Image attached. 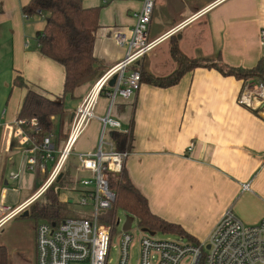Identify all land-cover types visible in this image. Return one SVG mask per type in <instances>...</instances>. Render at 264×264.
Returning <instances> with one entry per match:
<instances>
[{
  "label": "crops",
  "instance_id": "crops-1",
  "mask_svg": "<svg viewBox=\"0 0 264 264\" xmlns=\"http://www.w3.org/2000/svg\"><path fill=\"white\" fill-rule=\"evenodd\" d=\"M28 1L0 0V199L11 208L27 201L41 187L54 163L49 161V171L46 165L40 170L36 156L35 171L28 170L23 147L13 135L19 108L27 90L54 100L62 95L64 82L63 67L38 50L40 32L30 29L29 18L22 13ZM81 1L86 8H99L93 55L100 70L95 80L125 58L126 48L116 44L114 35L123 33L129 39L133 13L141 9L142 0ZM213 1L155 0L149 40L183 23L173 37L185 57L197 61L219 57L225 68L256 67L261 63L259 32L264 29V0H222L208 7ZM170 37L161 39L128 71L138 68L153 77L171 74L175 63L169 54ZM17 74L26 88L12 87ZM94 80L64 100L67 133L74 110ZM243 86L244 81L233 76L198 67L168 88L140 83L130 99L117 98L111 112L120 125L118 131L131 132L124 165L131 183L147 199L151 213L179 225L196 242L207 240L228 209L247 226L264 218V118L238 104ZM107 105V97L101 95L95 115H105ZM99 132V121H90L69 156L79 162L78 154L95 151ZM51 136L56 159L65 141ZM12 172L19 173V180L9 179ZM38 172L43 183L36 189L33 178ZM80 179H75L77 187ZM244 184H249V190L242 191ZM78 188L79 194L83 188Z\"/></svg>",
  "mask_w": 264,
  "mask_h": 264
},
{
  "label": "built area",
  "instance_id": "built-area-1",
  "mask_svg": "<svg viewBox=\"0 0 264 264\" xmlns=\"http://www.w3.org/2000/svg\"><path fill=\"white\" fill-rule=\"evenodd\" d=\"M154 1L142 0L141 9L133 13L134 24L129 39H126L123 33L114 35L116 44L126 48L125 58L95 79L74 110L66 140L56 159L53 156L51 135L37 142L34 139L37 128L34 127L33 121L27 123L16 120L14 123L13 135L19 146L23 147L28 170L35 171L38 164L36 156L39 157L40 170L45 169L47 162L54 163L44 183L27 201L11 208L0 199V223L23 213L42 197L50 185L57 182L75 142L90 121L97 119L100 123L96 150L77 155L80 171L91 174L90 177L78 181L83 191L79 193L77 204L80 207H88L89 215L65 218L59 224L40 221L36 226V264H107L111 233L115 222L119 223L114 220V216L111 225L101 221L111 210L115 199L108 189V176L110 173H121L128 156V150H115L114 144L107 137L110 130L120 129L119 123L111 117V112L117 98L130 99L139 89V72L128 71V68L140 61L161 39L175 36L183 25H177L156 40H149L148 29ZM220 1L222 0H215L208 7ZM259 46L264 68V29L259 32ZM113 77L115 81L109 86ZM245 82L238 97V104L253 109L264 118V85L252 78ZM101 95L107 97L108 105L105 115L97 117L95 108ZM190 151L191 149L188 150ZM19 177V173H9L10 180L17 181ZM241 188L242 191H247L249 184H244ZM67 200L65 202L72 203ZM118 241L117 264H128L129 247L132 243L129 231L123 230ZM138 246L137 264H180L183 261H186V264H264V218L256 225L247 226L228 209L204 242L194 244L179 240L157 241L154 236L141 232Z\"/></svg>",
  "mask_w": 264,
  "mask_h": 264
},
{
  "label": "trees",
  "instance_id": "trees-1",
  "mask_svg": "<svg viewBox=\"0 0 264 264\" xmlns=\"http://www.w3.org/2000/svg\"><path fill=\"white\" fill-rule=\"evenodd\" d=\"M22 13L25 19L33 15L46 16L45 24L36 40L37 47L42 56L63 67L64 82L62 95L54 100L27 90L17 120L34 122V127L37 128L34 139L37 142L52 134L58 140L66 118L64 100L73 98L75 90L93 80L100 70L99 62L93 55L99 8H86L81 0H29L22 8ZM169 41V54L175 63L174 71L165 77H153L144 70L134 68L140 74V83L168 88L176 85L184 74L194 68L204 67L242 81L249 78L256 79L264 85L262 62L251 69L225 68L219 57L209 61L191 60L181 53L175 37H170ZM12 87L26 88L27 84L21 75L17 74L12 81ZM110 139L115 150L121 152L129 148L131 132L123 133L115 130L110 133ZM62 184V181H57L50 185L42 197L27 208L29 209L27 217L56 224L67 218L64 216L66 204H62L59 198ZM108 189L114 194L115 199L107 216L111 215L110 212L121 209L135 219L140 230L147 229L153 233L161 231L179 235L194 244L199 243L187 235L179 225L167 222L151 213L147 199L133 186L125 167L119 174H109ZM41 198L43 202L38 203ZM105 217L102 218V222ZM0 264H7V252L3 246H0Z\"/></svg>",
  "mask_w": 264,
  "mask_h": 264
},
{
  "label": "rangeland",
  "instance_id": "rangeland-1",
  "mask_svg": "<svg viewBox=\"0 0 264 264\" xmlns=\"http://www.w3.org/2000/svg\"><path fill=\"white\" fill-rule=\"evenodd\" d=\"M45 18V15H33L32 17H30L28 20L31 25L30 29H33L32 31L34 33L41 32L45 24ZM66 134L67 128H65L63 125L60 135L62 143L63 141H65ZM74 152L75 149L73 148L72 154H74ZM71 156L68 157L67 162L65 163L64 167H68L69 171L67 168L63 170V184L59 191V198L62 204L67 203L65 202L66 199L72 201V203H67L65 205L64 216L67 218L89 215L88 207H80L77 204L79 198L78 192L80 191V188L78 187L80 186H76L75 179L88 178L91 176V174L89 172L82 173L79 170V162H76L75 158ZM50 167V162H47V171L50 170ZM41 176V173L38 172L36 174V177L34 176L33 178L36 189L43 183V179H41ZM12 185L14 184L11 183L10 186ZM41 200L42 198L38 203L43 202V200ZM110 214V216H107V214L104 215L102 218H104L105 216L106 217L103 221L106 224L111 225L112 217L114 216V220L118 221L119 223L116 224L115 222L113 231L111 233L107 264H117L119 254L118 240L128 219L131 221V226L128 231L132 236V243L129 247L128 264H137L139 258L138 241L141 232L139 227L137 226L135 219L121 209H116V211L114 210L113 213L110 212ZM39 222L40 221L34 220L29 217H21V214H19L15 219H12L11 221H8L7 223H4L0 226V246L5 247L6 249L7 264H36V226L39 224ZM99 223H101V221H99ZM154 239L157 241L179 240L183 243L188 242L187 239L181 238L179 235L163 233L161 231L154 232ZM186 263V261H183L180 264Z\"/></svg>",
  "mask_w": 264,
  "mask_h": 264
},
{
  "label": "water",
  "instance_id": "water-1",
  "mask_svg": "<svg viewBox=\"0 0 264 264\" xmlns=\"http://www.w3.org/2000/svg\"><path fill=\"white\" fill-rule=\"evenodd\" d=\"M177 39H180V36H177ZM114 81H115V77H113V78L110 80V82H109V86H112L113 83H114ZM27 216H28V211H27V210H25V211H23V213H21V217H27ZM130 224H131V221L128 219V220L126 221L125 225H124L123 230H124V231L129 230V228H130ZM141 232L146 233V234H148L149 236H154V233L148 231L147 229H141Z\"/></svg>",
  "mask_w": 264,
  "mask_h": 264
}]
</instances>
